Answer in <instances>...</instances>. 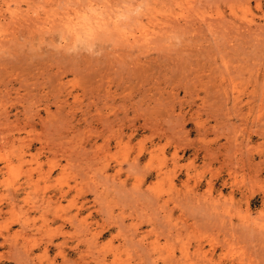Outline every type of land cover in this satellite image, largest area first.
<instances>
[{
	"label": "rangeland",
	"instance_id": "rangeland-1",
	"mask_svg": "<svg viewBox=\"0 0 264 264\" xmlns=\"http://www.w3.org/2000/svg\"><path fill=\"white\" fill-rule=\"evenodd\" d=\"M191 1L0 0V264H264V0Z\"/></svg>",
	"mask_w": 264,
	"mask_h": 264
},
{
	"label": "clouds",
	"instance_id": "clouds-1",
	"mask_svg": "<svg viewBox=\"0 0 264 264\" xmlns=\"http://www.w3.org/2000/svg\"><path fill=\"white\" fill-rule=\"evenodd\" d=\"M76 3L82 6L74 7L71 2L64 5V9L74 10L69 13L72 19L66 21L62 31L52 36L54 45L69 55H101V38H109L114 29L139 20L149 6V0H135L134 3L122 0L112 11L108 0H76Z\"/></svg>",
	"mask_w": 264,
	"mask_h": 264
},
{
	"label": "bare ground",
	"instance_id": "bare-ground-1",
	"mask_svg": "<svg viewBox=\"0 0 264 264\" xmlns=\"http://www.w3.org/2000/svg\"><path fill=\"white\" fill-rule=\"evenodd\" d=\"M190 2H188V0H187V2H188V4L189 3H192V1L191 0H189ZM193 4V3H192ZM186 8V7H185ZM191 9H192V6L190 7ZM9 9V8H8ZM179 9V8H178ZM182 9V8H181ZM11 10V9H10ZM185 10V9H184ZM194 11V10H193ZM154 13V12H153ZM11 15V14H10ZM68 19V18H67ZM56 21V20H55ZM58 21V20H57ZM204 21V20H203ZM41 23V20H40V22H39V24ZM46 23V22H45ZM36 24V23H35ZM206 24V23H205ZM213 25V24H212ZM149 30V29H148ZM212 30V29H211ZM131 32V31H130ZM132 32H134V31H132ZM12 34V33H11ZM142 34V33H141ZM150 34H152L151 32H150ZM149 34V35H150ZM134 37V36H133ZM137 38V37H136ZM130 40H132V39H130ZM140 41H141V39H140ZM144 42V41H143ZM12 196V195H11ZM33 200V199H32ZM14 201V200H13ZM34 207V206H33ZM37 207V206H36ZM35 207V208H36ZM38 208V207H37Z\"/></svg>",
	"mask_w": 264,
	"mask_h": 264
}]
</instances>
